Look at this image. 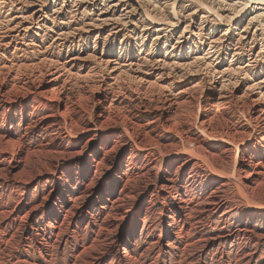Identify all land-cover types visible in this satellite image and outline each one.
Instances as JSON below:
<instances>
[{"label":"bare ground","instance_id":"6f19581e","mask_svg":"<svg viewBox=\"0 0 264 264\" xmlns=\"http://www.w3.org/2000/svg\"><path fill=\"white\" fill-rule=\"evenodd\" d=\"M260 154L264 0H0V264H264Z\"/></svg>","mask_w":264,"mask_h":264},{"label":"rangeland","instance_id":"374dc122","mask_svg":"<svg viewBox=\"0 0 264 264\" xmlns=\"http://www.w3.org/2000/svg\"><path fill=\"white\" fill-rule=\"evenodd\" d=\"M77 47V48H76ZM81 47H85V45H80V46H77V44L75 45V49L74 50H76V51H81ZM78 48L80 49V50H78ZM84 54H86V52L84 53ZM76 101L77 102H79V103H81L83 106H84V109H86V110H88V111H90L91 110V108H90V105H91V103H90V101H88V100H83V99H79V98H77L76 99ZM88 107V108H87ZM185 114V113H184ZM194 115L195 114H193L192 116H190L191 117V119H194L193 117H194ZM185 117H188V118H190L187 114H185ZM225 127V126H224ZM226 128V127H225ZM174 134V137H176V138H179L180 136H179V134L178 133H176V131L175 132H173ZM176 134V135H175ZM235 154H236V151L234 152V155H233V157H235ZM262 154H260V155H258L257 156V158L259 159V160H257V162H259V163H262V164H264V158H262V156H261ZM245 159H246V168L248 167V165H249V161L251 160V154H249V153H247L246 152V157H245ZM248 163V164H247ZM261 191H264V190H261ZM233 194H235V195H239V191H238V189H233L232 190V195ZM238 218H240V217H238ZM239 220H241V219H239ZM241 221H243V220H241ZM142 241H140V243H141Z\"/></svg>","mask_w":264,"mask_h":264}]
</instances>
